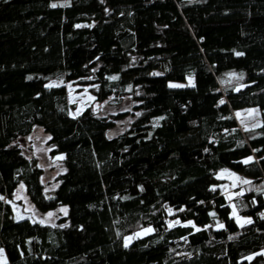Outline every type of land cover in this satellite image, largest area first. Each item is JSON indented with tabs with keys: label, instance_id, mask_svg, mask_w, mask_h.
<instances>
[{
	"label": "trees",
	"instance_id": "1",
	"mask_svg": "<svg viewBox=\"0 0 264 264\" xmlns=\"http://www.w3.org/2000/svg\"><path fill=\"white\" fill-rule=\"evenodd\" d=\"M51 1L0 0V264H264V0ZM57 80L95 104L74 118ZM35 127L63 154L49 199L17 142ZM221 169L251 181L250 224L209 192ZM24 196L44 219L15 218Z\"/></svg>",
	"mask_w": 264,
	"mask_h": 264
},
{
	"label": "rangeland",
	"instance_id": "2",
	"mask_svg": "<svg viewBox=\"0 0 264 264\" xmlns=\"http://www.w3.org/2000/svg\"><path fill=\"white\" fill-rule=\"evenodd\" d=\"M61 4V1L53 0L51 1V4ZM158 73L159 75L162 74L161 71L152 72ZM191 80V84L189 81ZM53 82H59L53 81ZM52 83V82H50ZM49 84V83H48ZM66 88V93L68 97V103L71 106V116L75 114V117L78 116L86 107L93 106L95 104V97L89 92L88 86H81L78 84H71V83H62ZM71 85V90L67 87V85ZM170 84H177V85H184L185 86H191L192 85V77H187L186 81L184 82H169L168 86ZM88 97H93V99L89 100ZM99 114L104 115V113L107 112H114L118 108H112V106L109 105H97ZM255 109L257 110L256 114L253 116L248 115V111ZM236 113H241L239 117H237ZM74 117V116H73ZM235 117L238 121V125L241 129H252L254 128V125H259L260 121V115L257 108H247V109H241L235 112ZM243 121V123H242ZM118 126L115 128V131H118ZM48 136L42 132V130L39 127H35L32 131V133L29 136L25 137H19L17 139V142L20 144V146L23 149V154L26 156H34L37 160L38 165L43 170L42 174V181L46 185L47 192L45 194V198L49 199L53 197L52 188L54 185V179L56 176L62 171L61 161L62 159H57V157H63V154L61 153H51V147L47 144ZM248 160V159H247ZM228 173H231L233 175H228ZM216 178L219 179V184L212 185L209 189V192L217 195L222 194L226 198V200L231 204V200L233 197H235L238 193L242 192V183L241 181L247 180V178L239 175L236 172H232L228 169H221L215 173ZM234 177H239V180L234 179ZM231 196L232 199L230 200L228 197ZM25 206L24 207L21 203H12L11 207L13 210V213L15 215L16 219L27 218L31 219L32 216L34 218L41 220L45 218V214L43 212H39L36 210L33 206L28 204V198L24 196ZM4 200V199H3ZM32 212L34 215L30 214ZM232 204H231V216H232ZM242 219H249L247 216H241ZM233 217V216H232ZM235 223L239 225L236 222L235 217H233ZM240 226V225H239ZM144 228H152V226H145L138 230L133 231L132 233L128 234V236H134V234L138 231H141ZM145 236V235H144ZM124 238V241H125ZM134 240V239H133ZM2 250V249H0ZM6 262V256L4 251H0V263Z\"/></svg>",
	"mask_w": 264,
	"mask_h": 264
},
{
	"label": "snow or ice",
	"instance_id": "3",
	"mask_svg": "<svg viewBox=\"0 0 264 264\" xmlns=\"http://www.w3.org/2000/svg\"><path fill=\"white\" fill-rule=\"evenodd\" d=\"M53 8L57 7V6H67V5H57V4H52L51 5ZM77 27H80V25H77ZM237 55H242V53H236ZM154 75H159L158 73H154ZM230 78H236V79H243V74H240L238 77L236 76L235 73H231L229 74ZM29 79H31V77H29ZM111 79H117V77H111ZM63 83V81H59V82H52V83H49L46 85L47 88H53V87H59L61 84ZM189 83L191 84V80L189 81ZM170 87H183L184 85H177V84H170L169 85ZM194 86V85H193ZM67 87L71 90V85H67ZM237 91H239V88L236 89ZM89 100L93 99V97H88ZM220 103H223V101H221ZM257 110L255 109H252V110H249L248 111V115L249 116H253L254 114H256ZM237 117H239L241 115V113H236ZM74 118H75V114H73ZM243 123V121H242ZM260 125H254V127H258ZM247 130V129H246ZM50 139V137H49ZM57 159H63V157H57ZM251 160V158H249L248 160H245L244 163H249ZM228 175H233L231 173H228ZM234 179L236 180H239L240 178L239 177H234ZM242 183L244 184H250L251 181H248V180H243L241 181ZM21 187H23V185H21ZM243 193H240V195H242ZM230 200L232 199L231 196L228 197ZM0 199H3L2 196H0ZM232 216L235 217L236 219V222L241 226L243 227L244 224H250L252 221L250 219H242L241 217L238 216L237 212H236V208H235V205H232ZM62 211H64L65 213L67 212V209H62ZM49 219L51 218L52 216V213H49ZM211 215L215 216V213H212ZM21 219H23V217H21ZM176 223L178 224L179 221H176ZM173 225L170 224L169 227H172ZM187 226V225H185ZM192 227H195V225H191ZM217 227L218 228H223L224 225L223 224H220L219 222L217 223ZM197 231H200L199 228L196 229ZM154 230L152 228H144L142 229L141 231H138L134 234V236H128L125 238V241H124V246L125 247H128L129 244L132 242L133 239H139V238H142L144 235H147V234H150L152 233ZM2 251V250H0ZM262 255H264V253H261Z\"/></svg>",
	"mask_w": 264,
	"mask_h": 264
}]
</instances>
